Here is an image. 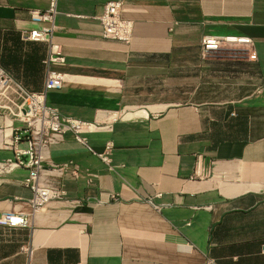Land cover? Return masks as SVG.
<instances>
[{
    "label": "crops",
    "instance_id": "0c3cea01",
    "mask_svg": "<svg viewBox=\"0 0 264 264\" xmlns=\"http://www.w3.org/2000/svg\"><path fill=\"white\" fill-rule=\"evenodd\" d=\"M108 1L0 0V67L30 92L63 73L47 104L90 123V149L66 131L45 153L70 164L47 175L61 198L33 207L28 168L0 176V212L28 215L0 226V264H264V0H122L129 43L102 37ZM48 26L63 60L49 66V43L21 37ZM205 35L251 43L204 53ZM232 46L246 54L229 64Z\"/></svg>",
    "mask_w": 264,
    "mask_h": 264
},
{
    "label": "built area",
    "instance_id": "2783aa9c",
    "mask_svg": "<svg viewBox=\"0 0 264 264\" xmlns=\"http://www.w3.org/2000/svg\"><path fill=\"white\" fill-rule=\"evenodd\" d=\"M125 10L122 0H111L103 4L101 11L96 15L101 25L102 37L109 40L129 43L132 38V21L123 16ZM54 12L52 3L46 12H33L32 18L38 21H51ZM51 26L26 30L21 37L25 41H46L49 43L46 64L63 61L60 46L52 41ZM250 44L248 37L228 35H205L201 39L204 53L217 50L221 46L234 43ZM65 81V75L53 69H47L44 88L42 91H27L18 81L0 67V130L7 125L8 120L15 122L14 129L9 136L0 131L2 145L13 149L14 156L0 161V176L18 167L29 169L28 176L22 184L32 191L30 201L33 207L41 205L50 199H59L63 196L61 190L48 174H62L70 168L69 163L44 166L45 153L51 144L61 140L66 131H71L75 139L87 145L85 138L80 136L81 131L89 126L85 122L70 116L61 115L56 108L47 104L46 94L50 90L60 89ZM21 141L26 147L19 148ZM105 161V156L99 154ZM75 171H73L74 173ZM112 198H115L112 195ZM28 224V215L24 212H0V226L17 227Z\"/></svg>",
    "mask_w": 264,
    "mask_h": 264
},
{
    "label": "rangeland",
    "instance_id": "374dc122",
    "mask_svg": "<svg viewBox=\"0 0 264 264\" xmlns=\"http://www.w3.org/2000/svg\"><path fill=\"white\" fill-rule=\"evenodd\" d=\"M232 47L233 48H230V49H222L218 53V54H220V57L224 58V60L227 61L229 64L233 60L237 61L240 58H244V55L246 54V52L243 51L241 48L238 49L237 46H232ZM238 68H239V65H235V68L233 69L234 70L233 73L238 72ZM248 72H249L250 80H253L256 77V75H255V72H254L252 65L249 66Z\"/></svg>",
    "mask_w": 264,
    "mask_h": 264
},
{
    "label": "bare ground",
    "instance_id": "6f19581e",
    "mask_svg": "<svg viewBox=\"0 0 264 264\" xmlns=\"http://www.w3.org/2000/svg\"><path fill=\"white\" fill-rule=\"evenodd\" d=\"M7 133V132H6ZM7 136V134H5Z\"/></svg>",
    "mask_w": 264,
    "mask_h": 264
}]
</instances>
